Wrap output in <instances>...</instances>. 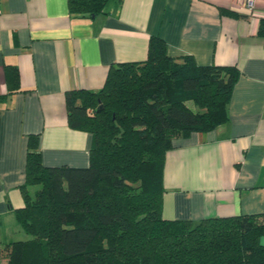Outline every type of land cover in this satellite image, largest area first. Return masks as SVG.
Masks as SVG:
<instances>
[{
  "label": "crops",
  "instance_id": "crops-1",
  "mask_svg": "<svg viewBox=\"0 0 264 264\" xmlns=\"http://www.w3.org/2000/svg\"><path fill=\"white\" fill-rule=\"evenodd\" d=\"M254 6L259 17L243 0H109L92 17L72 14L69 0H0V246L28 239L14 215L24 207L28 138L38 137L45 167L86 168L92 138L68 127L65 94L97 91L110 66L145 61L151 37L171 58L238 71L227 122L172 141L162 218L264 214V0ZM7 67L18 71L11 93Z\"/></svg>",
  "mask_w": 264,
  "mask_h": 264
},
{
  "label": "trees",
  "instance_id": "trees-1",
  "mask_svg": "<svg viewBox=\"0 0 264 264\" xmlns=\"http://www.w3.org/2000/svg\"><path fill=\"white\" fill-rule=\"evenodd\" d=\"M109 0H69L72 14L105 13ZM220 14H238L220 9ZM264 37V20L258 26ZM10 93L18 71L6 68ZM234 67L174 59L151 37L147 58L110 66L101 89L65 94L70 129L91 135L86 168L45 167L38 137L27 143L24 207L14 211L27 240L0 246L7 264H264V214L162 218L163 170L176 138L228 120Z\"/></svg>",
  "mask_w": 264,
  "mask_h": 264
},
{
  "label": "built area",
  "instance_id": "built-area-1",
  "mask_svg": "<svg viewBox=\"0 0 264 264\" xmlns=\"http://www.w3.org/2000/svg\"><path fill=\"white\" fill-rule=\"evenodd\" d=\"M244 6L248 13L259 17L261 14L256 11V8L254 6V0H243ZM255 9V10H254ZM262 13V12H261Z\"/></svg>",
  "mask_w": 264,
  "mask_h": 264
},
{
  "label": "rangeland",
  "instance_id": "rangeland-1",
  "mask_svg": "<svg viewBox=\"0 0 264 264\" xmlns=\"http://www.w3.org/2000/svg\"><path fill=\"white\" fill-rule=\"evenodd\" d=\"M25 234V233H24ZM26 235V234H25ZM26 237H28L29 238V236L28 235H26ZM262 245V244H261ZM262 246H264V245H262ZM0 261H3L2 259H0Z\"/></svg>",
  "mask_w": 264,
  "mask_h": 264
}]
</instances>
